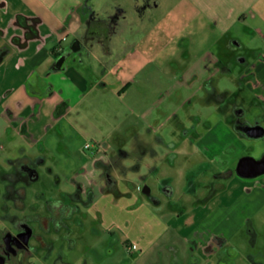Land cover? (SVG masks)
I'll return each mask as SVG.
<instances>
[{"label": "crops", "instance_id": "obj_1", "mask_svg": "<svg viewBox=\"0 0 264 264\" xmlns=\"http://www.w3.org/2000/svg\"><path fill=\"white\" fill-rule=\"evenodd\" d=\"M148 8L162 11L155 25L145 27L130 13ZM129 22L143 31L132 43L122 36ZM231 47L256 54L249 84L255 99L264 104V0H0V147L16 148L19 157L39 158L42 163L47 157L71 159L80 153L81 163L71 171L78 198L90 191L102 197L114 194L116 199L132 195L134 176L118 173L119 167L124 169L121 158L128 155L123 140L108 158L96 143L85 157L83 144L72 139L86 121L85 114L97 104L101 109L107 105L105 92L111 87L117 97L129 96L141 84L138 76L147 66H160L180 51L203 58ZM190 80L186 78L191 88ZM157 107L138 114L150 129L156 118L149 117L159 114ZM176 116L173 110L166 121ZM228 124L237 137L256 139ZM255 125L262 127L249 126ZM137 141L144 153L148 144ZM240 158L235 157V167ZM133 169L137 174L140 164ZM221 170L216 175L230 167ZM255 177H240L234 168L221 190L176 211L159 233L134 238L121 233L131 253L127 264H236L242 248L228 241L264 207V177ZM164 190L171 192L168 186ZM143 191L149 195L150 188L145 185ZM252 225L248 237L257 236Z\"/></svg>", "mask_w": 264, "mask_h": 264}, {"label": "rangeland", "instance_id": "obj_2", "mask_svg": "<svg viewBox=\"0 0 264 264\" xmlns=\"http://www.w3.org/2000/svg\"><path fill=\"white\" fill-rule=\"evenodd\" d=\"M161 11L148 8L139 14L132 10L130 14L134 19L141 18L148 27L157 23ZM126 26L127 33L122 36L131 43L142 36L136 22ZM230 50L211 51L212 56L203 58L180 51L171 61L154 68L147 66L138 76L141 84L129 96L117 97L116 89L111 87L105 92L107 105L101 109L102 105L97 104L90 115L85 114L86 121L78 125L72 139H78L83 149L88 145L87 149L80 148L85 157L96 143L108 158L111 152L118 151V140H123L122 149L128 155L121 158L124 169L119 167L118 173L134 176L132 195L116 199L114 194L102 197L90 191L84 198H78L71 171L81 163L80 153L71 155L77 156L71 159L47 157L37 164L38 180L26 190L25 210L28 212L32 207L43 214L46 201H60L76 210L65 220L66 228L38 232L53 249L47 250L31 241L36 252L28 257L29 264H127L131 253L125 247L123 234L134 238L159 233L176 211L200 202L219 185H225L226 180L217 178L216 173L224 165L234 171L235 157L264 158V136L237 137L228 126V121L234 126L237 118H241L239 123H259L264 127V104L255 99L249 84L256 54L243 53L244 48ZM186 78L189 82L192 78L191 88ZM98 99L102 101V97ZM153 106H158L159 111L155 112L159 114L148 116L156 118L150 129L138 114ZM235 106L243 112L240 117L233 113ZM173 110L177 116L168 123ZM137 140L148 144L144 153L137 148ZM15 150L0 147V205L4 201L3 175L12 169L11 160L20 156ZM137 164L140 170L136 174L133 168ZM263 177L262 174L255 178ZM145 185L150 188L149 195L143 191ZM167 186L170 194L164 190ZM239 211L234 209L233 213ZM247 221L228 241L229 245L242 248L235 263L242 264L240 260L247 259L264 264V207ZM251 222L256 229L255 237L247 235Z\"/></svg>", "mask_w": 264, "mask_h": 264}, {"label": "flooded vegetation", "instance_id": "obj_3", "mask_svg": "<svg viewBox=\"0 0 264 264\" xmlns=\"http://www.w3.org/2000/svg\"><path fill=\"white\" fill-rule=\"evenodd\" d=\"M40 162L42 159L39 158H14L11 160L12 169L3 175L4 201L0 205L3 214L0 217V261L2 264H29L28 257L36 252V248L30 244L31 241L40 243L49 250L51 244L43 241L38 232L50 233L66 228L65 220L74 213L69 212V209L74 206L65 205L60 201H46L43 214L32 207L28 212L25 210L26 190L38 180L36 166ZM55 202L60 203L54 204ZM26 234H28L26 241H23Z\"/></svg>", "mask_w": 264, "mask_h": 264}, {"label": "water", "instance_id": "obj_4", "mask_svg": "<svg viewBox=\"0 0 264 264\" xmlns=\"http://www.w3.org/2000/svg\"><path fill=\"white\" fill-rule=\"evenodd\" d=\"M62 62V58H60L56 62L55 68H59ZM247 136L252 138H261L264 135V130L261 126H249L247 127ZM235 171L240 177L252 178L264 173V159H254L252 157L243 156L238 159L235 167ZM27 235H24L23 241H26ZM0 264L2 262L0 261Z\"/></svg>", "mask_w": 264, "mask_h": 264}, {"label": "trees", "instance_id": "obj_5", "mask_svg": "<svg viewBox=\"0 0 264 264\" xmlns=\"http://www.w3.org/2000/svg\"><path fill=\"white\" fill-rule=\"evenodd\" d=\"M233 112L240 114V113H242V110L240 108H236L233 110ZM247 127L249 128V125L247 122H244V123L236 122L235 125L233 126V128L236 131H238L239 133H242V134H247V132H246ZM229 175H232V172L230 170H227L225 172L217 174L216 177L221 178V179H226L229 177ZM107 179H108V181L110 180V178H107ZM108 183H109V189L114 190V186L112 184H110V181ZM223 187H224V185H219L214 191H211L207 196H210L212 193L221 190ZM59 203L60 202H55L54 204H59ZM75 210H76L75 207H71V209H69V212L72 213V212H75Z\"/></svg>", "mask_w": 264, "mask_h": 264}, {"label": "built area", "instance_id": "obj_6", "mask_svg": "<svg viewBox=\"0 0 264 264\" xmlns=\"http://www.w3.org/2000/svg\"><path fill=\"white\" fill-rule=\"evenodd\" d=\"M88 145H86L85 147H87ZM135 247H131L130 249L132 250V249H134Z\"/></svg>", "mask_w": 264, "mask_h": 264}]
</instances>
